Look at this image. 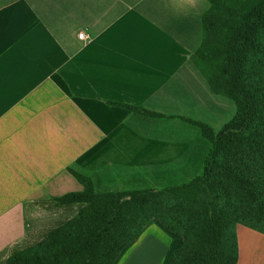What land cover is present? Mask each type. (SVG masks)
Segmentation results:
<instances>
[{"label":"crops","instance_id":"crops-1","mask_svg":"<svg viewBox=\"0 0 264 264\" xmlns=\"http://www.w3.org/2000/svg\"><path fill=\"white\" fill-rule=\"evenodd\" d=\"M208 8L206 0H0V127L13 129L0 142V160L16 170L27 168L31 177L28 191L10 202L22 208L20 226L0 240V264L19 251V244L25 249L40 242L54 229L50 224L58 227L72 218L67 213L77 205L33 201L82 191L68 168L87 175L97 193L156 189L196 175L193 169L209 148L197 129L177 120L135 117L106 101L167 116L195 114L193 119L204 122L197 102L208 101L206 96L228 107L191 61ZM67 109L80 118L65 125L72 141L57 129L64 128L58 119ZM51 113L56 117L48 134L56 133L48 148L35 151L40 139L25 146L15 141L24 129L37 127L36 118ZM212 127L219 130L222 124ZM81 133L87 142L79 141ZM36 166L44 174L35 176ZM23 197L26 204L20 205ZM151 233L156 238L149 239ZM236 239L237 264H264L263 234L236 229ZM180 244L179 236L151 220L113 264H165Z\"/></svg>","mask_w":264,"mask_h":264},{"label":"trees","instance_id":"trees-1","mask_svg":"<svg viewBox=\"0 0 264 264\" xmlns=\"http://www.w3.org/2000/svg\"><path fill=\"white\" fill-rule=\"evenodd\" d=\"M206 1L191 61L212 94L232 101L233 118L216 130L198 119L106 101L197 129L209 144L199 174L156 189L97 193L87 175L68 168L82 191L53 201L80 209L5 264H113L151 220L181 238L165 264H237L235 227L264 235V0Z\"/></svg>","mask_w":264,"mask_h":264},{"label":"rangeland","instance_id":"rangeland-1","mask_svg":"<svg viewBox=\"0 0 264 264\" xmlns=\"http://www.w3.org/2000/svg\"><path fill=\"white\" fill-rule=\"evenodd\" d=\"M200 93H202V92H200ZM203 95H205V94H203ZM31 96L34 97V95H31ZM206 97L209 99L208 101L203 99L201 103L197 102V105H198V107H201V106L203 107V116L207 119V121H208V122L206 121L207 124H209V125L212 124L215 126L222 124V126H223L225 123H227L230 119L233 118V116L235 114V107L233 106V104H230L232 101L226 99L227 101H230V103H229L227 101L225 102L224 100H221V101H223L221 103H226L228 106V107L223 108V105L219 104L218 100L213 101V100H211L212 99L211 96H206ZM50 98H53V96L50 95ZM223 99H225V98H223ZM229 106L231 107L230 109H229ZM183 110H184L183 114H188L187 111H185V109H183ZM199 111H198V113H199ZM74 114L77 115L74 110L67 109V113L65 111V114L59 115L58 124L63 123V126L65 128V125L66 124L68 125L71 122V120H73V119L80 121V118L77 116H74ZM130 115H135V117H140V115H138L136 113H132V112ZM189 116L196 118L195 114H189ZM55 117L56 116L52 115V113H51L50 115L46 114L45 117H43L42 119L36 118L34 125H37V127H40V128L38 129L37 127L33 126L34 129H30L29 132H27L24 129V131L22 133H20L16 136L15 141L24 142V146H25L26 144L35 145L34 141L37 139H40L39 142H37V143H40V145L37 149H35V151L40 152L41 150L48 148L49 144L47 142L53 141L51 139V137L53 136L54 133H56L54 130H52L48 134L49 126L53 124V122L50 123V121H53L55 119ZM64 128H62L59 125L57 129L59 130V132H62L64 130V134H66L65 135L66 140L72 141L73 133H72L71 129L68 127L65 129ZM0 131L3 132L2 135H0V142L1 141L3 142L5 140V138H10V135L13 134L12 127L11 126L8 127L7 124L2 125L0 127ZM47 138H48V140H47ZM74 138H76V134L74 135ZM79 141H81V143L87 142V136L85 135V133L79 134ZM201 141L209 147L208 142L206 140H204L202 137H201ZM52 145H54V144H52ZM57 147H58L57 145L53 146V148H57ZM25 159H27L26 155H25ZM0 162H2L0 164V240H2V239H5L9 236H12L14 234L16 228L18 226H20L19 225V223H20V212H21L22 208L14 209L15 207L13 205H10V202L14 201L16 199V197L22 195L24 193V191H26V192L28 191V187H30V184H31L29 182L31 177L27 171V168L24 170L23 166H19V168L16 170V167L11 165L9 162L4 163L3 160H0ZM36 168L39 171L34 168V171H36V174H34L35 176H40V175L44 174L41 172V170H42L41 166H36ZM200 169H201V165H200V167H194L193 170L196 171L197 173L193 177H195L199 174ZM36 179H40V178H35V180ZM176 184H179V183H176ZM176 184H173V185H176ZM11 194H14L16 196L11 197L10 196ZM30 200L31 199L27 200L28 204H30V202H31ZM17 201H18V203L20 202V205H23V203L26 204V198H24V197H23V199L21 198ZM33 201L35 202V204H37L39 206H42V205H46L48 207L58 206V204H56L53 201V198L39 197V198H34ZM79 209H80V206H77L76 211H71L67 214L68 215L71 214V217H73ZM17 211L19 212V215H17ZM73 212H75V213H73ZM17 219H18V224L16 223ZM50 226L54 227V229L56 228L55 223L50 224ZM246 228L247 227H244V226H236L235 232H236V229H246ZM247 230H252V229L247 228ZM252 231L255 232L254 230H252ZM155 234H158L157 230H155ZM151 238H156V236L153 233H151V235L149 236V239H151ZM24 247H25V245L19 244L17 246V250H22ZM148 249H149V246H146L144 248V250L142 252H140L139 254L144 255ZM174 252H172L170 254V256ZM155 254H156V251H155ZM170 256H169V258H170ZM151 257H154V255H152Z\"/></svg>","mask_w":264,"mask_h":264},{"label":"built area","instance_id":"built-area-1","mask_svg":"<svg viewBox=\"0 0 264 264\" xmlns=\"http://www.w3.org/2000/svg\"><path fill=\"white\" fill-rule=\"evenodd\" d=\"M78 38L81 39V40H83L84 39V34L83 33L79 34L78 35Z\"/></svg>","mask_w":264,"mask_h":264}]
</instances>
